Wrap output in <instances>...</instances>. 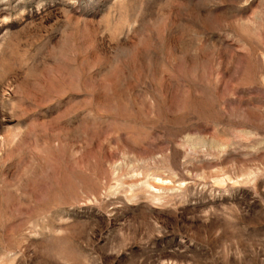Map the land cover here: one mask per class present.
Segmentation results:
<instances>
[{
  "label": "rangeland",
  "instance_id": "obj_1",
  "mask_svg": "<svg viewBox=\"0 0 264 264\" xmlns=\"http://www.w3.org/2000/svg\"><path fill=\"white\" fill-rule=\"evenodd\" d=\"M0 264H264V0H0Z\"/></svg>",
  "mask_w": 264,
  "mask_h": 264
}]
</instances>
